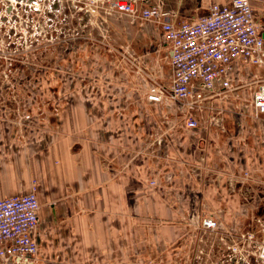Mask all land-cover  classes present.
<instances>
[{
    "label": "crops",
    "instance_id": "obj_1",
    "mask_svg": "<svg viewBox=\"0 0 264 264\" xmlns=\"http://www.w3.org/2000/svg\"><path fill=\"white\" fill-rule=\"evenodd\" d=\"M162 1L177 20H189L230 0ZM250 2L264 38V0ZM83 12V19L72 15L76 23L90 19ZM96 18L99 25L109 19L107 28L93 27L75 43L98 30L106 47L90 42L70 51L58 44L47 66L62 71L53 76L56 90L41 103L29 144L0 141L17 167L0 175V198L27 193L36 180L34 264H264L228 250L244 234L260 236L264 224V114H253L250 96L244 107L229 106L228 123L187 130L167 99L153 103L127 88L138 77L128 66L149 54L139 37L150 33L128 16ZM257 79H264L263 67L237 66L228 96H243ZM206 214L219 221L215 232L187 221Z\"/></svg>",
    "mask_w": 264,
    "mask_h": 264
},
{
    "label": "built area",
    "instance_id": "obj_2",
    "mask_svg": "<svg viewBox=\"0 0 264 264\" xmlns=\"http://www.w3.org/2000/svg\"><path fill=\"white\" fill-rule=\"evenodd\" d=\"M84 4L91 15L125 14L158 24L170 49L172 77L168 88L152 82L145 96L153 103L167 99L189 129L199 126L198 119L207 110L212 120L222 119V110L213 100L221 101L232 92L237 66L264 68V38L250 0L212 2L205 14L189 20H177L162 0L146 5L139 0H86ZM251 106L255 115L264 114V79H257L252 88ZM150 184L156 181L152 179ZM39 209L35 179L30 182L29 192L0 198V264L35 263ZM187 221L196 229L210 232L219 226L210 214L190 216ZM228 250L249 253L264 261V224L260 236L244 234L241 243L228 246Z\"/></svg>",
    "mask_w": 264,
    "mask_h": 264
},
{
    "label": "rangeland",
    "instance_id": "obj_3",
    "mask_svg": "<svg viewBox=\"0 0 264 264\" xmlns=\"http://www.w3.org/2000/svg\"><path fill=\"white\" fill-rule=\"evenodd\" d=\"M85 1L86 0H0L1 142L3 140L8 141L16 147H25L29 144V130L35 125L36 121H39L38 114L41 109V103L44 102V105H47L52 99L53 91L56 90L53 76L62 71V69L57 67L52 68L47 66V62L55 60L54 57L56 58L58 44L62 45L61 49L70 51H74V46L77 47V45L90 48L91 43L93 46L97 45L96 47L99 48L106 47V42H102L104 39L101 34H99L100 32H98V30H96V35H92V38H88L90 35L87 36L89 40L85 39L75 43L82 39L84 35L86 36L88 30L91 28L94 27L98 29V26L107 28L106 25L109 23L108 19L107 23L102 22L103 25H99V21L96 18L97 14L90 15V19L87 18L85 22L83 20L79 21L82 22V24L76 23L72 15L82 17L83 19ZM111 16L121 17L128 15L114 14ZM137 21L139 24L137 25L140 29H144L145 33H150L149 37L140 35L138 42L140 46H145V51L149 50V54L144 53L139 63H135V65L130 64L128 66L127 70L129 72L132 69L134 72L137 71L138 77L132 79V82L127 84V88L132 89L134 92L143 93L145 96L146 90L152 82H157L168 88L172 77V71L168 58V49L164 44L158 24L140 19ZM81 30L84 31L82 32ZM106 37L105 39L107 40ZM67 39H69L70 42ZM108 42L109 45L114 43L110 38ZM68 43L73 44V47ZM115 43L117 44L118 42L115 41ZM133 45L134 44H132V47L134 48ZM112 53H114V49ZM80 54L81 55H78V57L83 56L82 52H80ZM88 71L90 70L84 68L77 69V72L86 73L85 75L88 74ZM81 75L82 77L84 76L82 73ZM253 85H255V83L246 85L245 89H243V96L239 98L233 95L225 96L221 101L213 100L215 106L222 110V119L212 120L210 116H207V110L203 112L202 118L198 119L199 126L228 123L231 120V117H228L226 114L228 109H230L229 106H231L232 103H241L242 107H244L245 105L243 103L249 101L252 93V90L248 88L253 87ZM234 99H236V101H234ZM172 112L173 118L181 119V122L184 123L182 117H178L174 111ZM27 114H29V118H25ZM186 129L191 130L187 127ZM11 134H14V136L10 139L9 135ZM226 140H229V136L224 139V141ZM215 141H218V139L215 138ZM223 147H225V151H227V156L231 154L227 146ZM173 161L179 166V161L176 159ZM10 167L13 168V170H17L16 165L13 164V154L9 153L8 148L4 149L0 146V175ZM183 169L185 170L184 166L182 170H180L181 173ZM158 172H162V169H158ZM244 176H248V174L244 172ZM31 178L34 179L33 177ZM149 185H151L150 181Z\"/></svg>",
    "mask_w": 264,
    "mask_h": 264
}]
</instances>
